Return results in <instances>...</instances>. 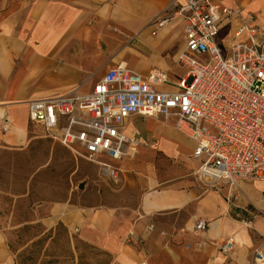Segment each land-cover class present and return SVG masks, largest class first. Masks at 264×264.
Wrapping results in <instances>:
<instances>
[{"label":"crops","instance_id":"crops-1","mask_svg":"<svg viewBox=\"0 0 264 264\" xmlns=\"http://www.w3.org/2000/svg\"><path fill=\"white\" fill-rule=\"evenodd\" d=\"M171 1L0 0V153L42 144L51 158L64 156L74 185L65 199L36 204L34 221L44 232L63 227L95 250L97 264H264V184L241 182L234 191L203 184L194 143L173 120L125 121L122 132L134 142L113 163L118 180L29 122L28 102L89 94L117 66L141 76L163 71L169 83L160 90H176L186 73L175 62L183 26L155 24L171 14ZM211 1L240 11L219 26L222 49L244 22L264 32V0ZM199 220L207 223L202 233L194 229ZM10 232L0 228V264H15ZM225 240L234 245L227 255L219 250Z\"/></svg>","mask_w":264,"mask_h":264},{"label":"built area","instance_id":"built-area-1","mask_svg":"<svg viewBox=\"0 0 264 264\" xmlns=\"http://www.w3.org/2000/svg\"><path fill=\"white\" fill-rule=\"evenodd\" d=\"M169 9L171 14L155 24L162 28L178 20L183 26L184 45L175 62L186 73L176 90H160L169 83L163 71L141 76L117 66L89 94L73 91L28 102L29 122L74 159L95 164L118 180L120 169L113 163L134 142L122 132L125 121L136 115L173 120L175 130L194 143L193 157L200 160L196 176L203 184H224L230 191L241 182L264 184V32L244 22L222 49L219 26L239 15L238 9L211 0H172ZM242 34L244 41L239 40ZM206 228L199 220L194 229L202 233ZM233 247L232 240H225L219 250L227 255Z\"/></svg>","mask_w":264,"mask_h":264},{"label":"rangeland","instance_id":"rangeland-1","mask_svg":"<svg viewBox=\"0 0 264 264\" xmlns=\"http://www.w3.org/2000/svg\"><path fill=\"white\" fill-rule=\"evenodd\" d=\"M67 167L61 153L51 158L42 144L0 153V228L11 227L15 264H97L95 250L63 227L44 232L34 221L36 204L47 206L67 197L74 185L67 180Z\"/></svg>","mask_w":264,"mask_h":264},{"label":"water","instance_id":"water-1","mask_svg":"<svg viewBox=\"0 0 264 264\" xmlns=\"http://www.w3.org/2000/svg\"><path fill=\"white\" fill-rule=\"evenodd\" d=\"M79 188H82V186H79Z\"/></svg>","mask_w":264,"mask_h":264}]
</instances>
